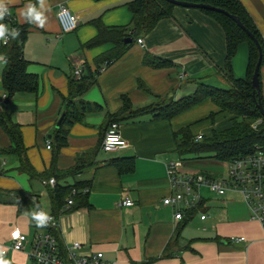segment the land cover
Masks as SVG:
<instances>
[{
	"label": "crops",
	"instance_id": "0c3cea01",
	"mask_svg": "<svg viewBox=\"0 0 264 264\" xmlns=\"http://www.w3.org/2000/svg\"><path fill=\"white\" fill-rule=\"evenodd\" d=\"M127 1L45 0L44 27L30 23L21 47L22 57L28 62L26 70L38 76L37 93L14 94L10 101L15 102L16 113L9 110L10 101L3 104L11 120L19 125L23 146L31 138L28 133L39 139L41 161L24 146L25 157L35 173L29 177L19 169L14 155L0 154V187L30 193L40 206L44 197L46 207L42 208L51 212L54 208L49 200V186L41 180L52 177L56 185L76 186L78 196L73 201L78 206L57 212L56 234L61 242H79L82 252H102L110 264H264V224L250 218L237 192L216 195L201 188L200 201L186 210L181 219H174L176 211L185 209L162 203V198L170 193L166 164L179 161L181 166L185 160L212 157L205 153L181 159L174 150L173 132L184 124L175 120L176 115L169 119L155 118L150 112L137 111L155 99L177 100L192 92L197 83L228 88L224 31L215 19L199 9L173 6L170 16L159 19L149 32L139 36L141 44L133 41L117 59L101 64L93 82L72 99L98 108L80 114L67 127L65 144L55 150L53 134L68 95L67 77L73 75L77 66L82 71L85 65L93 69L94 59L113 47L111 42L84 46L96 33L94 21L99 20L104 26L130 28ZM239 1L264 41V0ZM28 3L39 8L38 0H11L8 4L18 25L26 22L20 12ZM59 4L77 18L72 31L59 29L55 16ZM144 54L167 65H146ZM247 57V44L237 43L228 60L233 78L244 77ZM3 66L0 64V72ZM261 68L260 93L264 101V66ZM201 103H209L217 110L209 99ZM78 104L76 108L80 110ZM227 119L226 125L213 130L227 127L230 122ZM110 121L117 122L126 146L103 152L99 143ZM5 137L4 148L9 145ZM41 139L45 141L44 148ZM123 157L133 159L128 172H119L110 163ZM179 167L181 173H202L213 178L222 174L184 172ZM123 198H128L131 204H120ZM2 208L11 214L13 229L27 236L40 227L23 206L4 203L0 204ZM200 214L205 218L200 219ZM177 227L180 228L175 233ZM11 231L0 238V250L8 243ZM239 236L243 240H230ZM0 259L7 264H34L24 251L6 250Z\"/></svg>",
	"mask_w": 264,
	"mask_h": 264
},
{
	"label": "trees",
	"instance_id": "16d2710c",
	"mask_svg": "<svg viewBox=\"0 0 264 264\" xmlns=\"http://www.w3.org/2000/svg\"><path fill=\"white\" fill-rule=\"evenodd\" d=\"M194 2H205L215 7L227 11L229 14L236 16L241 24L253 35L257 40L261 49L260 66H264V41L249 17L239 0H189ZM131 18L130 28L125 26H104L99 20L94 21L96 33L88 39L84 46L87 48L101 44L103 42H111L112 49L106 53L97 56L93 61V69L89 66H84L82 74L75 78L73 75L67 77L68 95L64 98L63 116L57 128L54 130L53 142L55 150L65 144L67 127L72 122L79 119L80 114L84 111H89L91 108H98V105L90 106L88 103H75L72 99L75 96L82 94L87 87L93 82L94 74L98 72L101 64H108L117 59L137 37L149 32L155 23L162 18L170 16L173 4L165 0H129L125 3ZM203 13L215 19L221 26L225 34V78L229 83L228 88H217L204 84L197 83L194 89L189 94L180 97L177 100H172L171 97L161 100H167L160 106L152 107L151 104L146 105L138 112H150L153 117L169 119L192 106L198 105L205 99H209L217 108L216 112L210 113L212 118L215 113H223L229 118V125L220 130H213L201 134L199 140H195V134L190 131V126L185 125L175 132L173 137L175 141V152L182 159L184 155H204L210 153L209 156L218 161H227L238 156L252 152L256 143L263 141L260 133L264 129V119L260 116L254 105L252 97V88L250 86V75L257 58L256 48L248 35L241 30L236 23L221 12L213 10H205L197 8ZM30 23L25 22L22 25L16 23L15 29L19 31V36L16 39L10 40L6 45H0V55H4L8 61L0 72V84L4 93L3 104L8 103L11 97L16 93H32L36 94L38 90V76L29 73L26 70L27 61L22 57V44ZM128 29V30H127ZM125 37L131 39L130 42L123 43ZM239 42H245L248 47V57L245 68V75L242 78H233L228 70V60L235 50V46ZM143 62L151 67H160L167 65V62L143 55ZM258 74L259 91L254 92L253 96L261 102L264 109V101L260 93V79ZM159 100V99H155ZM126 104V100H123ZM3 104L0 109V128L9 140V145L6 148L0 149V154L14 155L19 162V169L26 172L29 177L35 176V173L25 157V148L22 144L19 125L14 123L9 113L4 110ZM80 106V110L76 105ZM125 107V105H124ZM80 112V113H79ZM257 118L262 121L258 125V129H253L251 124ZM54 160V155L53 159ZM112 165L117 167L119 172H128L132 169L133 159L131 157L116 158L110 160ZM76 169V167L74 168ZM72 171V170H70ZM55 177V176H54ZM71 188L76 186H59L54 185L48 188L50 204L54 210L51 211L53 216L57 215L65 203ZM30 193H24L21 190H2L0 189V203H13L18 206H23V209L33 218V206L27 196ZM32 195V194H30ZM78 196L75 194L72 199ZM76 200V199H75ZM74 200V201H75ZM66 210L78 206L74 202ZM180 227H177L175 233ZM52 233L59 240L55 228ZM229 242L228 239H225ZM164 254V252H163ZM166 255V253H165ZM146 262L142 263L145 264Z\"/></svg>",
	"mask_w": 264,
	"mask_h": 264
},
{
	"label": "built area",
	"instance_id": "2783aa9c",
	"mask_svg": "<svg viewBox=\"0 0 264 264\" xmlns=\"http://www.w3.org/2000/svg\"><path fill=\"white\" fill-rule=\"evenodd\" d=\"M9 13L0 23L6 24L9 29L15 28L16 22L13 13L8 8ZM56 20L61 32L72 31L77 25V18L68 8L59 4L55 13ZM10 34L5 33L7 43L0 41V45L8 44ZM135 42L142 43L141 37H137ZM72 74L78 78L82 74L80 67L73 68ZM4 94L1 95L3 101ZM262 119L257 118L251 124L253 129H258ZM263 141L256 143L252 152L225 161L224 173L216 178L202 173H181L178 171L179 162H168L166 164V174L170 193L162 198L164 205H177L185 210H178L174 214V219L179 220L185 216V211L194 207L201 199L200 189L205 188L208 192L222 195L227 191H234L240 194L241 199L246 204L250 218L264 224V129L260 131ZM201 133L195 134L194 139L199 140ZM126 146L125 140L120 136L118 124L110 121L106 126L99 148L103 152H112ZM49 148V142H46ZM43 185L52 188L55 181L52 177L41 180ZM76 194V189L71 188L65 203L62 206L66 210L73 204L72 197ZM33 206V213L44 212L49 220L44 226H40L27 236L17 229H13L9 234V241L0 250V254H5L6 250L24 251L27 257L34 264H110L107 262L100 251L82 252L80 243L73 241L70 243L61 242L52 233L56 226V217L51 212L45 211L36 200L34 195L29 196ZM122 205H129L131 201L123 198ZM200 219L205 215L200 214ZM231 241L243 240V237L230 238Z\"/></svg>",
	"mask_w": 264,
	"mask_h": 264
},
{
	"label": "rangeland",
	"instance_id": "374dc122",
	"mask_svg": "<svg viewBox=\"0 0 264 264\" xmlns=\"http://www.w3.org/2000/svg\"><path fill=\"white\" fill-rule=\"evenodd\" d=\"M25 44V43H24ZM23 44V45H24ZM33 47V46H32ZM262 70V68H261ZM167 100H154L151 103L152 107L160 106L163 103H165ZM0 104H3V101L1 100L0 96ZM15 102L10 101L9 102V110L11 109L13 113L17 112V108H15ZM216 110L213 108V106L209 103H201L196 105L195 107H192L190 109H187L179 114L176 115V119L180 121L183 126L189 125L190 131L192 134H195L197 132L206 133L210 131L211 129H215L214 127H220L222 125H226L228 119L226 115L222 113H215L212 118L209 117L210 113H214ZM14 115V114H13ZM25 126V125H24ZM182 127V126H181ZM28 136L31 137L28 139L29 142H25L24 146L27 148V151H34L37 155V158L39 162L41 161L42 152L39 143V139L35 138L32 133H28ZM27 139V138H26ZM35 140V141H34ZM27 141V140H26ZM43 142V148H44V139H41ZM7 144L6 137L2 130L0 129V148H4ZM40 153V154H39ZM189 156V155H184ZM186 162H183L180 166L179 162V169L180 171H206L208 173H224L225 164L224 162L221 163L219 161L214 160L213 158H200V159H193V160H185ZM14 182V181H13ZM37 182V181H36ZM15 183V182H14ZM2 190H17V188L14 187H0ZM239 194V193H237ZM30 194L27 196L29 199ZM243 202V201H242ZM4 204V203H0ZM41 207L45 208V198L42 197L40 201ZM245 204V203H244ZM20 212V211H18ZM11 214H8L7 210L5 208L0 209V238L4 236V234L9 233L10 230H13L15 228L12 226V216Z\"/></svg>",
	"mask_w": 264,
	"mask_h": 264
},
{
	"label": "clouds",
	"instance_id": "9594fccd",
	"mask_svg": "<svg viewBox=\"0 0 264 264\" xmlns=\"http://www.w3.org/2000/svg\"><path fill=\"white\" fill-rule=\"evenodd\" d=\"M9 3H11V0H0V21L4 20L5 16L10 14L8 10ZM38 5L39 8L36 4L28 3L23 9H21L20 15L26 22L43 28L46 22V17L44 15L45 0H38ZM5 33H9L12 39H16L19 36V31L17 29H9L6 24L0 23V41L7 43ZM7 63L8 61L6 57L0 55V64L6 65ZM33 218L35 219L37 226H44L49 220L48 215L42 211L33 213ZM0 264H7V262L0 259Z\"/></svg>",
	"mask_w": 264,
	"mask_h": 264
},
{
	"label": "water",
	"instance_id": "95a60500",
	"mask_svg": "<svg viewBox=\"0 0 264 264\" xmlns=\"http://www.w3.org/2000/svg\"><path fill=\"white\" fill-rule=\"evenodd\" d=\"M165 1L173 4L174 6L202 8L205 10H213L216 12H221L224 15L231 18L236 23V25L248 35V37L252 40V42L256 48V52H257V58L255 60V63H254L253 69H252V73L250 75V86L252 88V97H253L254 105H255L256 109L258 110L260 116L264 119V109L261 105V102L259 101V99L255 98L253 96L254 92L259 91L258 74H259V66H260V59H261V49H260V46H259L257 40L253 37V35L241 24V22L239 21V19L236 16L229 14L227 11H225L221 8L215 7L209 3L194 2V1H189V0H165ZM130 41H131V39L129 37H125L122 40L123 43H127ZM63 114H64V112L62 111L56 120L55 127H57L59 125Z\"/></svg>",
	"mask_w": 264,
	"mask_h": 264
}]
</instances>
